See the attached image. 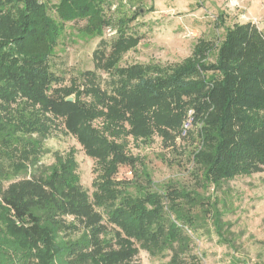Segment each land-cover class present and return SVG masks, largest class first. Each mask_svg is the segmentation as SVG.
Here are the masks:
<instances>
[{
	"label": "trees",
	"instance_id": "obj_1",
	"mask_svg": "<svg viewBox=\"0 0 264 264\" xmlns=\"http://www.w3.org/2000/svg\"><path fill=\"white\" fill-rule=\"evenodd\" d=\"M106 1L60 0L58 15L91 19L100 32L109 22ZM9 2L19 8L0 16V264H142L137 244L169 257L163 264H189L195 234L208 228L219 244L233 245L225 183L264 171L262 30L253 21L225 26L220 14L222 36L198 40L181 63L120 66L122 52L140 40L120 24L109 54L104 39L93 54L96 68L112 77L106 86L89 70L83 84L62 92L49 66L55 22L43 19L41 0H0V10ZM30 43L48 49L25 54ZM70 93L75 101L66 100ZM57 116L97 160L92 196L73 172L75 161L55 152L53 163H41L50 151L43 135ZM189 117L200 190L155 182L125 148L129 135L147 145L158 132L174 142ZM121 164L140 170L118 181Z\"/></svg>",
	"mask_w": 264,
	"mask_h": 264
},
{
	"label": "rangeland",
	"instance_id": "obj_2",
	"mask_svg": "<svg viewBox=\"0 0 264 264\" xmlns=\"http://www.w3.org/2000/svg\"><path fill=\"white\" fill-rule=\"evenodd\" d=\"M41 1L44 5L43 19L56 25L54 32L57 38L50 48L49 66L59 78L54 87L60 90L83 84L85 79L82 73L89 70L95 71L101 84L106 86L112 77L96 68L93 54L100 47L101 39L108 42L106 47L109 54L111 43L117 35V25L120 24L126 36L134 35L140 39L132 41L128 49L122 52L120 66L136 63L174 66L181 63L191 56L198 40L216 42L222 36L224 27H217L220 14L225 26L253 21L264 33V0H107L104 17L111 23L103 22L100 32L91 19L60 17V0ZM17 8L19 5L9 2L1 7L0 16ZM62 9L66 10V7ZM47 49L38 43H30L25 54ZM209 58L212 60L214 56ZM74 95L70 93L66 100L72 98L69 101H75ZM82 100L88 102L90 97L84 95ZM56 118L49 123L48 132L43 135L44 146L50 151L43 155L41 163H53L55 152L75 161L73 172L92 196L100 172L97 160L88 155L83 144L65 128L59 116ZM100 122L101 119H97L95 126H99ZM127 127L130 128L128 123ZM185 130L174 142L164 140L156 132L153 141L147 145L129 135L126 154L144 160L155 182L172 180L200 190L193 176L195 164L192 151L199 145L194 134L196 127L191 122ZM190 134H194L195 139ZM135 170H140L139 164L136 167L121 164L114 177L118 181H130L136 177ZM225 187L229 190L227 203L230 208L224 219L231 225L228 238L234 243L219 244L212 228L201 230L195 234L192 246L195 257L189 264H229L233 258L240 260L237 264H264V171L251 176H238L227 181ZM137 247L142 264H163L169 259L153 257L139 244Z\"/></svg>",
	"mask_w": 264,
	"mask_h": 264
},
{
	"label": "built area",
	"instance_id": "obj_3",
	"mask_svg": "<svg viewBox=\"0 0 264 264\" xmlns=\"http://www.w3.org/2000/svg\"><path fill=\"white\" fill-rule=\"evenodd\" d=\"M191 120H192V118L189 117L188 120H187V122L185 123V127H186V125L188 126L191 123ZM184 132H185V130H184Z\"/></svg>",
	"mask_w": 264,
	"mask_h": 264
},
{
	"label": "water",
	"instance_id": "obj_4",
	"mask_svg": "<svg viewBox=\"0 0 264 264\" xmlns=\"http://www.w3.org/2000/svg\"><path fill=\"white\" fill-rule=\"evenodd\" d=\"M142 12V10H140ZM68 100H72V98H68Z\"/></svg>",
	"mask_w": 264,
	"mask_h": 264
}]
</instances>
